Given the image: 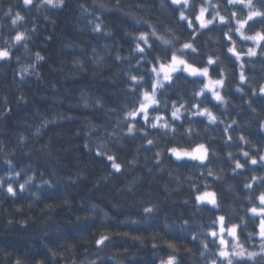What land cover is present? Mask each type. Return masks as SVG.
<instances>
[{
    "label": "clouds",
    "instance_id": "obj_1",
    "mask_svg": "<svg viewBox=\"0 0 264 264\" xmlns=\"http://www.w3.org/2000/svg\"><path fill=\"white\" fill-rule=\"evenodd\" d=\"M262 90L264 0H0V264H264Z\"/></svg>",
    "mask_w": 264,
    "mask_h": 264
},
{
    "label": "snow or ice",
    "instance_id": "obj_2",
    "mask_svg": "<svg viewBox=\"0 0 264 264\" xmlns=\"http://www.w3.org/2000/svg\"><path fill=\"white\" fill-rule=\"evenodd\" d=\"M229 39H231V38L229 37ZM185 47H188V45H185ZM229 51H232L236 55H239V53H236V50L234 48H230ZM4 55H6V53H4ZM172 62H173V64L183 63V61H177V58L176 57H173L172 58ZM186 67H189L190 70L193 71V72L198 71V69L195 68V67H190V66H186ZM161 70L163 72L167 73V72H169V71L172 70V66L169 65V66L166 67V66H164L162 64L161 65ZM241 78L243 79V77H241ZM214 83H218V81L217 82L209 81L208 87H212L214 85ZM262 91H264V90H262ZM201 147H203V146H201ZM172 151L175 152L177 156H184V155L194 156V155H197L198 154L199 149L195 150L194 152H178L175 149H172ZM109 159H112V158L109 157ZM253 163H256V161L253 160ZM114 167L119 168L120 166L118 164H116V165H114ZM196 199L198 201H207V202H209V203H211L213 205H215L217 203L216 195H215V193H212V192H203V193H200V194L197 195ZM260 200L262 202H264V194H262L260 196ZM251 211L257 212V209L256 208H253V209H251ZM216 219L219 221L220 231L223 232L225 230V222H226L225 216L219 215V216L216 217ZM259 227H260V234L262 236H264V208H261L260 209ZM232 232H233V234L235 233V227L232 228ZM212 235L215 236V232H213ZM102 240H103V238H101V240H98L97 243H101ZM221 243H224V241L222 240ZM219 255L221 257H226V256H228V253L226 251L225 252H220Z\"/></svg>",
    "mask_w": 264,
    "mask_h": 264
},
{
    "label": "trees",
    "instance_id": "obj_3",
    "mask_svg": "<svg viewBox=\"0 0 264 264\" xmlns=\"http://www.w3.org/2000/svg\"><path fill=\"white\" fill-rule=\"evenodd\" d=\"M126 227H128V228H130V229H132V230H137V227L138 226H136V225H128V226H126ZM123 246V245H122ZM129 264H141V262L139 261V260H130L129 261Z\"/></svg>",
    "mask_w": 264,
    "mask_h": 264
}]
</instances>
